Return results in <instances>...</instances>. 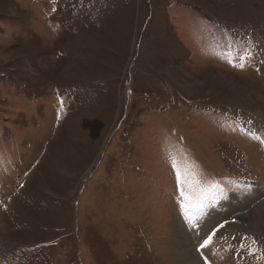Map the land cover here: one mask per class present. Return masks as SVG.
Listing matches in <instances>:
<instances>
[{
    "label": "rangeland",
    "instance_id": "374dc122",
    "mask_svg": "<svg viewBox=\"0 0 264 264\" xmlns=\"http://www.w3.org/2000/svg\"><path fill=\"white\" fill-rule=\"evenodd\" d=\"M263 202L264 0H0V264H264Z\"/></svg>",
    "mask_w": 264,
    "mask_h": 264
},
{
    "label": "bare ground",
    "instance_id": "6f19581e",
    "mask_svg": "<svg viewBox=\"0 0 264 264\" xmlns=\"http://www.w3.org/2000/svg\"><path fill=\"white\" fill-rule=\"evenodd\" d=\"M177 27V26H176ZM262 210H264V202L259 204L255 209H254V212H252V214H259V212H261ZM246 218V217H245ZM258 218V217H257ZM244 219V218H243ZM264 222V221H263ZM263 224V223H262ZM261 223H259V221H255L253 224H252V228L253 229H258L260 227V225H262ZM263 229V228H261ZM180 233V232H179ZM179 236V235H178ZM181 241H183V238L180 239ZM184 253V252H183ZM177 254V253H176ZM189 256V261H187L189 264H196L197 263V259L195 256H192L190 253L188 254ZM184 263V262H182Z\"/></svg>",
    "mask_w": 264,
    "mask_h": 264
},
{
    "label": "snow or ice",
    "instance_id": "6c2138e0",
    "mask_svg": "<svg viewBox=\"0 0 264 264\" xmlns=\"http://www.w3.org/2000/svg\"><path fill=\"white\" fill-rule=\"evenodd\" d=\"M177 181H179V176L177 177ZM218 190V186L217 185H215V184H213V185H210V187L207 189V192L208 193H214L215 191H217ZM183 195V194H182ZM185 199H187L186 197H185ZM225 223H227V221L225 222ZM224 227V225L223 224H221L220 226H219V228H223ZM216 231H218V229L216 230ZM213 235H215V231L213 232ZM211 236H209V238L207 239V240H205L202 244H201V248H204V247H206L208 244H209V242L211 241Z\"/></svg>",
    "mask_w": 264,
    "mask_h": 264
}]
</instances>
